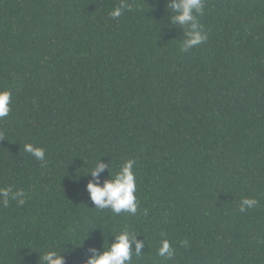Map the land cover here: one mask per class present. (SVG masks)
I'll return each instance as SVG.
<instances>
[{
    "label": "trees",
    "instance_id": "obj_1",
    "mask_svg": "<svg viewBox=\"0 0 264 264\" xmlns=\"http://www.w3.org/2000/svg\"><path fill=\"white\" fill-rule=\"evenodd\" d=\"M121 2L0 0V188L25 194L0 198V264H87L125 229L132 264H264V0H203L187 51L172 0ZM99 160H135V215L95 208Z\"/></svg>",
    "mask_w": 264,
    "mask_h": 264
},
{
    "label": "clouds",
    "instance_id": "obj_2",
    "mask_svg": "<svg viewBox=\"0 0 264 264\" xmlns=\"http://www.w3.org/2000/svg\"><path fill=\"white\" fill-rule=\"evenodd\" d=\"M169 7L176 13L173 17L174 23L180 26H187L185 31V40L182 51L198 46L207 39L204 34L203 26L197 21L195 13L203 14V0H172ZM131 10L125 0L114 8L110 15L118 19L123 11ZM11 111V92L8 89L0 90V118L9 115ZM24 151L31 154L37 160L45 159V149L33 144L26 143ZM135 160H128L120 166L119 171L114 175L110 171L109 164L100 162L95 164L94 168L88 174L92 177L87 185V191L95 208L99 210L110 209L114 214L119 215L122 212L135 215L138 211V201L135 195L137 191L136 174L134 172ZM109 170L110 178L103 184L100 182L101 173ZM25 194L22 191L13 192L11 187L0 188V198L3 199L4 206H8L9 199L17 200L20 205L25 203L22 198ZM258 203L251 198H243L241 201L240 211L244 212ZM114 242L107 250L97 253L96 249H91L92 255L88 258L87 264H132L133 256L140 258L144 253L145 241L137 239V235L129 232L127 229L115 234ZM161 246L158 249V255L171 259L175 250L172 248L170 241L163 239L160 241ZM133 246L135 250L133 251ZM105 248V246H104ZM41 264H65L64 257L57 251H47L41 256Z\"/></svg>",
    "mask_w": 264,
    "mask_h": 264
}]
</instances>
